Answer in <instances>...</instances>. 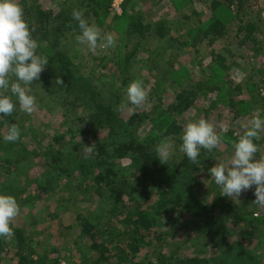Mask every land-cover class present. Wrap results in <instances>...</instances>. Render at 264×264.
<instances>
[{"label": "trees", "instance_id": "obj_1", "mask_svg": "<svg viewBox=\"0 0 264 264\" xmlns=\"http://www.w3.org/2000/svg\"><path fill=\"white\" fill-rule=\"evenodd\" d=\"M46 1H52L59 10L47 9L43 4ZM114 1L20 0L25 18L35 28L33 36L38 38L41 45L39 51L49 60L39 80L29 86L38 100L35 113L46 119L57 113L60 129L65 131L47 134V126H40L28 132L27 114L21 112L18 105L11 116H0V192L13 195L20 208L34 202L36 197L27 193L28 189L22 190V181L30 180L29 171L35 160L40 158L47 168L43 174L47 177L34 180L37 188L42 190L47 186L45 191L50 192L65 180L63 186L66 191L61 195L59 193L60 198L56 197L54 201L58 205L70 204L78 209L84 204L86 206L74 215L71 224L59 219L60 208L52 209L45 205L40 211L33 206L30 211L21 210L12 222L14 235L7 240L0 238V264H59L61 253L65 260L66 254L73 257L76 253L80 256L79 264H229L226 259L233 256V252L244 257V264H264V259L255 253L256 246L262 245L264 235V209L261 211L262 217H254L257 215L255 212L259 211L253 203L256 199L255 186L245 191L242 201L231 200L221 195V189L209 172L213 167L214 153L232 155V144L243 134L244 128L239 126L240 134H236L235 129L229 130L218 150L208 152L202 149L199 165H194L179 151L184 129L176 120L192 109L200 110L198 101L216 91L219 92V99L209 104L207 112L219 106H228L239 118L254 104L256 109L264 112L263 100L257 98L258 85L264 72L258 77L253 73L248 74V94L253 101L242 103L230 93H221L222 89L210 81L215 76L227 78L224 74L229 67L222 54L213 52L214 58L206 68L207 72L211 71L210 78L196 81L190 79V71H185V67L175 72H163L157 60L160 55L152 53L142 61L147 63V71L155 77L153 87L149 82L144 83L151 95L154 93L151 97L152 109L150 112L136 111L126 119L123 117L124 110H118V106L124 97L123 86L129 80L134 81L130 75L131 62L136 61L142 51L145 52V41L152 39L158 44L166 39L167 44L181 46L177 42L179 38L174 35L175 31L167 29L166 20L150 22L146 19L140 6L150 0H125L119 6L120 12L113 7ZM162 1L153 0V3L160 4ZM167 1L177 11L185 7L180 0ZM210 2V19L204 23L198 22L189 29L186 33L188 40L182 46L196 49L208 40L213 47L217 41L226 38L233 28L236 29V36L241 37L242 45L250 43L258 47L263 43L257 34L260 32L264 36V30L258 24H252L251 19L261 21L264 10L256 11L253 17L248 15L250 13L246 7L250 0ZM74 9L82 10L90 24L97 25L103 32L112 33L116 37V45L119 43L125 50L115 52L114 48H110L98 49L95 53L91 51L93 56L88 76L80 75L83 67L80 61L82 46L75 40L80 30L72 18ZM189 18L185 16L183 20ZM248 18L250 21H246ZM108 51H112V55H108ZM253 51L256 60L264 53L263 44L253 48ZM113 54L118 77L125 78L123 82L120 80L118 86L116 79L113 81L110 78V82L108 77L111 71H116L113 68L109 70ZM172 60L175 62L176 58L172 57ZM57 78L63 80L62 85H56ZM238 89L240 91L242 87L236 85L232 91ZM169 91L175 96L174 102L168 106L158 99L154 100L160 97V93L164 95ZM11 124L21 129V139L15 143L3 141V135ZM147 125L149 129L142 136L143 127ZM165 138L172 142L174 149L167 164L158 159L156 152L157 146ZM255 143L260 148L264 138ZM92 145L95 146L91 153L83 151L84 146ZM123 171L128 175L125 179ZM203 172H207L205 179L211 186L208 210L203 204L205 200L196 195L198 193L195 194L201 189L199 178ZM88 191L93 196L85 194ZM199 206L207 214L202 213ZM52 220H58L56 232L52 233V227H48L46 236L38 238L36 231L42 222ZM176 220L183 222L177 225ZM20 221L25 222L24 228L16 225ZM169 225V229L163 230L164 226ZM181 232L195 233L193 236L186 234V244L192 243L194 251L186 257L180 256L172 245L168 246V241H173ZM232 233L237 239L230 244L227 243L228 235ZM50 235H54L55 240L62 239L59 246L67 240L63 244L65 246L62 245L61 249L55 244L50 247L47 240L52 237ZM196 236L200 240L198 243L193 242ZM202 238H205L204 242ZM256 240H259L257 245L254 244ZM207 246L220 251L222 256L217 251L206 255L204 251ZM219 247H225L227 251L222 252ZM142 249H150L151 253L136 260Z\"/></svg>", "mask_w": 264, "mask_h": 264}, {"label": "rangeland", "instance_id": "obj_2", "mask_svg": "<svg viewBox=\"0 0 264 264\" xmlns=\"http://www.w3.org/2000/svg\"><path fill=\"white\" fill-rule=\"evenodd\" d=\"M74 1V0H73ZM125 0H115L113 3V7H116L115 5L118 6V4H120V2H124ZM128 1V0H127ZM181 2L185 3V7L183 9H181V11H177L175 9V6L173 4H171V2L164 0L162 1L160 4L157 3H153V0L151 1H147L143 4H141V10L145 13L146 19L150 22H157L159 20H166L167 24L166 27L168 30H173L174 35L176 37H178V43L179 46L181 47H177L176 44L172 43V44H167V40L163 39L160 41V43L156 44V41L150 39V40H146L145 41V47L141 52V54H139L137 56V60L132 61L131 65H132V69L130 72V75L132 76V78L134 80L136 79H141L146 82H149L151 85L150 87H153V85L155 84V77L152 75V73L147 71V63L144 64V62H142L143 60H146L148 58L149 55H151L152 53L154 54H159L160 57L157 58V60L159 61L161 68L163 70V72L169 71V72H175L177 69L179 68H184L185 71L188 70V72L190 71L189 75L191 76L190 79L192 80H201L206 79V81L208 80V78H210L211 75V71L208 70V72L206 71L207 66L211 63V61L213 60L214 56H213V52H216L217 54H222L223 57L226 59L227 61V65L229 67V70L227 71V73H225L224 75L227 76L223 77L225 79H222V77H217L215 76L214 78L211 77L210 81H214L213 85L220 87L221 93L225 94V93H230V95L235 96V99L238 102H242V103H249L251 101H253L252 97L250 94H248V85H250L249 83L247 84V80L246 78L248 77L249 73H253L255 75H257V77L261 74V72H264V53L262 55H259L260 57H258V59L254 60V51L253 48H259L262 44H263V48H264V36L263 33L261 34L260 32L257 34V37L259 38L260 41H262L263 43H261V45H259L258 47H253L252 44L249 43V45H242V41H241V37H237L236 36V29L233 28L231 31H229V35L224 38V39H220L219 41H217L215 43V45L210 46L208 44V40L205 41L203 44H201L200 46H198L196 49H192L191 47H185L182 46L181 44L186 42V40H188V38L186 37V33L188 32L189 29H191L192 27L198 25V22L204 23L207 22L210 17H211V13L209 12V5H210V1L211 0H180ZM43 4L46 6V8H51L54 9L56 11L59 10L58 6L55 5L52 1H46L43 2ZM115 4V5H114ZM183 4V3H182ZM44 6V7H45ZM249 13L248 15L255 17V13L256 11H260V10H264V0H250V3L246 6ZM72 8V7H71ZM120 12V11H119ZM261 12V11H260ZM198 14H200L198 16ZM186 17H190L189 19L183 20ZM198 16V17H197ZM246 21H250L249 18ZM251 23L252 24H258L257 26H261L264 30V14L261 16V21L257 20V19H251ZM186 38V39H185ZM157 45H160L159 47H157ZM168 47H165V46ZM82 47L81 52H82V57L80 58V61L83 63L82 64V68H81V73L80 75H85L88 76L90 75V70H91V64L90 63L92 60V56L91 55V51L88 49L87 45H81ZM123 47H120L119 43L116 45V48H114L115 52L117 51H121ZM128 50V48L126 49ZM125 51V50H122ZM108 55H112V51H108L107 52ZM173 58H176V61L174 62L172 60ZM111 61V65H109V70H111L112 68L114 70H116V63H115V57L114 54L113 56L110 58ZM88 63V65H87ZM117 71V70H116ZM111 71L110 75H108L109 77V81L112 82L116 79V85L118 86L119 82H123V80H125V78H120L119 79V71ZM162 72V73H163ZM112 73H114L115 75H112ZM164 74V73H163ZM116 78H115V77ZM209 76V77H207ZM130 77V76H129ZM112 78V79H110ZM262 79V77H261ZM260 79V81H261ZM107 80V79H106ZM121 80V81H120ZM223 80V81H222ZM108 81V80H107ZM130 82L124 87L123 86V91H125V93L123 94V102H126L127 97H126V88L127 86L132 82V80H129ZM225 81L227 83H225ZM127 82V81H126ZM239 85L242 87V89L239 91L235 90L234 92L232 91L233 87ZM260 85V83H259ZM259 85H258V89H259ZM149 89V88H148ZM156 91V90H155ZM154 94V93H153ZM152 94V95H153ZM217 94H219V92L216 91V93L209 95L207 98H202L198 101V108H201L200 110L198 109H192L191 111H189L188 113H184L183 115H181L180 117L176 118L177 122H179V125L182 126V128L184 129V126L193 120H197L200 118H204L209 120L211 123H213L217 130H220L221 128L227 127L228 131L229 130H236V134H240V130L239 126L241 128H244L245 125H248L252 119V117L254 115H260L262 117H264V112L257 108L256 109V104H254V106L252 107V109H250L251 107H248L249 109H247L245 111V113L242 115L243 117H239L236 118L234 111H232V109L230 107H226L223 106L222 108H220V106L215 109L214 111H206V108L209 107V104L214 101V100H218L219 97H217ZM151 92L148 91V98L145 104H142L140 106H132V105H128V107L124 110L123 112V117H125L126 119L129 118V116L132 113H135L136 111H142V110H146L147 112H150L153 106V102H152V97ZM174 96L175 94L172 91L169 92H165V94L163 95V93H160V97L158 98H154V100H157L162 102L165 106H168L169 104H171L172 102H174ZM260 99V96L258 94V97ZM222 99H223V95H222ZM228 100V99H227ZM152 102V103H151ZM240 108V106H239ZM238 108V109H239ZM43 114V113H42ZM61 116V114H60ZM25 118H27L29 120V124L27 125V131L28 132H33V130L35 128L38 127H46V132L47 134H52L54 131H65L64 129H60L61 125L59 126V122H60V117L58 118V115L56 113V115L50 117L49 119H46L45 117H42L41 114L39 113H33L31 115L25 116ZM58 119V121H57ZM235 124H237V126H234ZM147 126L143 127L142 133L141 135L143 136L146 131L149 129ZM142 129V128H141ZM239 130V131H238ZM227 131V132H228ZM141 132V131H140ZM264 138V133L261 134L260 139ZM258 140V141H259ZM47 147V145H46ZM174 151V149H173ZM218 152L214 153V160H213V166H215L216 164H218L219 162H227L230 158L231 155L229 154H225V155H218ZM222 154V153H221ZM257 158H259L260 156H264V143L263 145L260 146L259 148V152L256 154ZM129 164V162L127 163ZM47 168H45V166L42 164L40 158L35 160L34 165L31 167L30 171H29V179L31 180H27V179H23L22 181V190H27V193L31 194L32 196H35L36 199L34 200V202H30L28 205L25 206H21V210H32V206L38 211H40L41 209L45 208V205H49L52 209L55 208H60L59 210V219H61L65 224H71L72 220H74V215H77V213L80 212V210H83L84 207L86 206L85 204L83 206H81V209H78L77 207H72L70 204L68 205H64V204H57V201H54V198L57 199L56 197H58V194L60 193H64L66 190L64 188L63 185H65V180H63L62 182L59 183V185L57 186V188L53 187V191L47 192L45 191L47 189V186H44V188L42 190H39L34 182V180L36 178H40L39 180H43L45 179L47 176L43 175L45 173ZM124 172V179L126 178L127 173L125 171ZM120 174H123L121 171H119ZM207 172H203L201 174V178L200 179V190L196 191V195H199L201 197L202 200H205V202L203 203L205 206V209H210V196L211 194L209 193L211 191V186L209 184V182L205 179V177L207 176ZM2 176V173H0V178ZM2 181V179H1ZM128 181V179L126 180ZM27 193L24 194V196L27 195ZM212 193H214V191H212ZM85 194H88L89 196H93L91 191L86 192ZM60 195L58 197V199L60 198ZM210 195V196H209ZM246 192L244 191L238 198H231L229 197V199L231 200H235V201H242V199L245 197ZM50 199H53L52 201H50ZM96 199V197L94 198ZM196 205V204H195ZM198 208V207H196ZM200 211L204 214H207L201 206H199ZM259 211L255 212L260 218L262 217V209L260 207H258ZM93 212V211H92ZM24 215V214H23ZM232 216V215H231ZM254 217H256L254 215ZM58 219V220H59ZM43 219H40V221H42ZM58 220L57 221H50L49 223H44L42 222V224L39 226L38 230L36 231V236L38 238L44 237L46 236L47 233H45V230L48 227H52V233H55L57 230V225H58ZM178 224L181 225L182 221H175ZM228 222V221H227ZM24 224L25 222L20 221L18 222L16 225L21 226L22 228H24ZM171 225L169 226H164L163 230H167L170 228ZM197 230H195L196 232ZM238 231V230H235ZM197 233V232H196ZM238 233V232H237ZM186 234H189L191 236H193L192 234L195 233H184L182 234L179 233L173 241L172 239L169 240V244L168 246L170 247L172 245V248H176V250L179 251L180 256L186 257L188 256V254H192L194 251L192 250V243L186 244V239L185 237L187 236ZM52 236V237H50ZM50 238H47L48 240V245L54 246V244L60 248L62 247L63 244H65L67 242V240L62 241V245H60L61 240H55V237H53L54 235H50ZM237 238L235 236H233L232 234L228 235V241L227 243L233 244V241H235ZM261 239V238H260ZM203 242L205 241V238L203 239ZM262 240V245L261 246H256V256L263 258L264 259V235ZM192 241V240H191ZM200 240L199 238L196 236L194 237L193 242L194 243H198ZM202 242V241H201ZM259 240H256V243L254 244H259L258 243ZM53 244V245H52ZM200 245V244H198ZM65 246V245H63ZM207 248L206 251H204V253H206V255H210L211 253H213V251H217L215 248H213L212 246H207L205 247ZM220 248V247H219ZM61 249V248H60ZM221 249V248H220ZM226 248L224 247L222 250V252H224L223 250H225ZM63 250V249H62ZM61 250V252H63ZM152 250V249H151ZM167 251V250H166ZM165 250L164 252L167 253ZM227 251V249H226ZM151 253L150 249H142L140 251V253L137 255V259L136 260H140L142 259L145 254L147 253ZM217 253L219 255H221L220 251H217ZM60 256V263H66V264H79L80 261V256L73 254V257H70L69 255H65V258H67V260L64 259L62 253L59 255ZM222 256V255H221ZM223 258V257H222ZM226 260L227 263L229 264H244L242 261L244 260V257H239L236 254H234L233 252V256L230 255ZM69 262V263H68Z\"/></svg>", "mask_w": 264, "mask_h": 264}, {"label": "clouds", "instance_id": "obj_3", "mask_svg": "<svg viewBox=\"0 0 264 264\" xmlns=\"http://www.w3.org/2000/svg\"><path fill=\"white\" fill-rule=\"evenodd\" d=\"M72 18L78 23L80 33L75 40L87 45L95 53L98 49L115 48L116 37L103 32L97 25L90 24L80 9H74ZM35 28L25 18L20 0H0V116H11L16 110L31 115L38 108L37 96L29 86L39 80L41 73L49 64L48 57L39 51L41 45L33 36ZM263 78V77H262ZM56 85L63 80L57 78ZM126 102L118 106L125 110L128 105L140 106L148 98V86L141 79L132 81L126 88ZM227 127L219 131L209 120L200 118L188 122L181 134L179 151L194 164L199 165L201 150H218L224 141ZM264 133V117L254 115L244 132L233 142V152L227 162H219L209 169L214 182L221 189V195L238 198L244 191L255 186L253 202L264 209V156L257 158L259 146L255 141ZM21 139V129L11 124L3 141L15 143ZM95 145L84 146L85 153H91ZM173 145L165 138L156 148L158 159L168 163L172 156ZM21 212L17 199L0 192V238L7 240L14 235L12 222Z\"/></svg>", "mask_w": 264, "mask_h": 264}, {"label": "built area", "instance_id": "obj_4", "mask_svg": "<svg viewBox=\"0 0 264 264\" xmlns=\"http://www.w3.org/2000/svg\"><path fill=\"white\" fill-rule=\"evenodd\" d=\"M120 1H122V0H120ZM122 2H120V4H121ZM120 4H118V6L117 5H115L116 7H118V8H116L117 9V11H119V6H120ZM115 8V7H114ZM259 96H260V98L263 100V103H264V77L261 79V81H260V85H259ZM256 217H258V215H255ZM62 264H66V263H62Z\"/></svg>", "mask_w": 264, "mask_h": 264}]
</instances>
